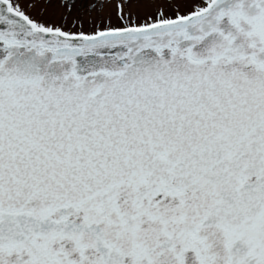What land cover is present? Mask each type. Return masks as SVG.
<instances>
[{
	"label": "snow or ice",
	"instance_id": "obj_1",
	"mask_svg": "<svg viewBox=\"0 0 264 264\" xmlns=\"http://www.w3.org/2000/svg\"><path fill=\"white\" fill-rule=\"evenodd\" d=\"M0 264H264V0H0Z\"/></svg>",
	"mask_w": 264,
	"mask_h": 264
}]
</instances>
